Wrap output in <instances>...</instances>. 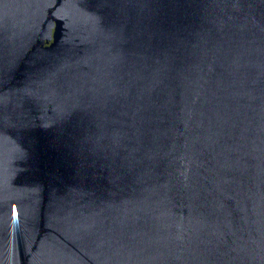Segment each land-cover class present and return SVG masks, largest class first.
Listing matches in <instances>:
<instances>
[{"label":"water","instance_id":"1","mask_svg":"<svg viewBox=\"0 0 264 264\" xmlns=\"http://www.w3.org/2000/svg\"><path fill=\"white\" fill-rule=\"evenodd\" d=\"M0 264H264V0H0Z\"/></svg>","mask_w":264,"mask_h":264}]
</instances>
